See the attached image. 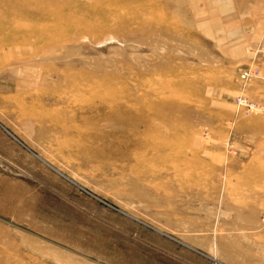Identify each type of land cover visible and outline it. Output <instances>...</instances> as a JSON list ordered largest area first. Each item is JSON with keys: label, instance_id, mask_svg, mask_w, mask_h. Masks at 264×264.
<instances>
[{"label": "rangeland", "instance_id": "1", "mask_svg": "<svg viewBox=\"0 0 264 264\" xmlns=\"http://www.w3.org/2000/svg\"><path fill=\"white\" fill-rule=\"evenodd\" d=\"M0 264H264V0H0Z\"/></svg>", "mask_w": 264, "mask_h": 264}]
</instances>
